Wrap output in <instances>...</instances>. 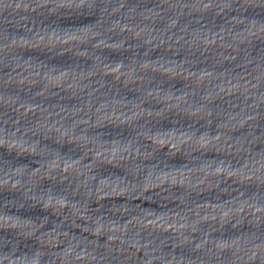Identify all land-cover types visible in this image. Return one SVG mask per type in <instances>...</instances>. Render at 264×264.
<instances>
[{
	"label": "clouds",
	"instance_id": "obj_1",
	"mask_svg": "<svg viewBox=\"0 0 264 264\" xmlns=\"http://www.w3.org/2000/svg\"><path fill=\"white\" fill-rule=\"evenodd\" d=\"M33 2L46 27L0 47V54L72 53L60 78L24 76L30 57L15 66L21 83L40 76L46 88L70 91L77 105L31 125L0 115V189L18 196L11 207L0 200V264H174L162 248L168 240L192 246L208 264L225 249L232 264H264V238L243 235L246 218L264 220V148L245 147L233 134L254 116L243 109L225 115L214 104L225 90L241 88L253 108L264 102V93L253 91L264 82V67L252 69L256 75L243 85H214L213 73L192 71L201 48H231L264 33V0H163L176 10L166 38L147 25L110 19L107 0ZM213 16L221 17L218 31L209 27ZM131 36L147 52L142 58L129 52L126 61ZM162 47L171 51L151 54ZM73 64L83 71L73 74ZM113 77L124 85L116 95L105 86ZM68 179L67 190L57 185ZM248 183L257 187L249 191ZM37 205L63 225L44 229L32 215ZM159 229L172 235L158 236Z\"/></svg>",
	"mask_w": 264,
	"mask_h": 264
}]
</instances>
